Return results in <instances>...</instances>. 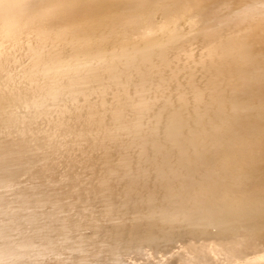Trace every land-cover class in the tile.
<instances>
[{"label":"bare ground","instance_id":"1","mask_svg":"<svg viewBox=\"0 0 264 264\" xmlns=\"http://www.w3.org/2000/svg\"><path fill=\"white\" fill-rule=\"evenodd\" d=\"M0 264H264V0H0Z\"/></svg>","mask_w":264,"mask_h":264}]
</instances>
